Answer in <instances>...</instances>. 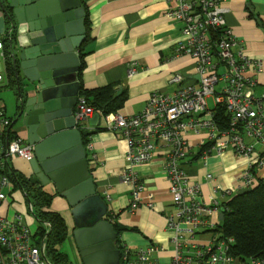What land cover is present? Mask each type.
<instances>
[{
  "label": "built area",
  "instance_id": "1",
  "mask_svg": "<svg viewBox=\"0 0 264 264\" xmlns=\"http://www.w3.org/2000/svg\"><path fill=\"white\" fill-rule=\"evenodd\" d=\"M226 0H168L166 16L181 23L183 42L177 47L178 54H189L195 64L197 83H183L185 76L173 73L168 83L175 86L166 91L150 93L143 109L134 115L120 113L103 115L106 126L120 131L127 140L125 153L129 165L121 173V180L131 185L129 208L144 205L154 208L151 193L133 167L148 162L157 151L163 156V170L168 189L175 205L173 214L167 216L166 227L171 230L170 241L174 245L168 264H264V258L246 259L231 253L234 242L216 230L221 220L218 217L224 202L214 197L206 203L197 182H190L181 161L188 153L187 135L190 133L205 137L200 144L203 149L219 153L231 149L238 156L247 159L237 192L250 189L255 184L254 170L264 168V90L255 93L256 84L251 70L258 73L264 68V59H251L227 26L224 7ZM11 30L5 37L10 38ZM4 48L0 38V82L4 65ZM128 76L136 73V63L130 64ZM213 99V110L207 99ZM224 110L226 120H215L214 108ZM96 112L88 105L84 96L77 99L74 117L80 129L84 122ZM100 114V113H99ZM207 114V117H202ZM0 123L3 128L10 119L0 109ZM3 128H0V165L2 160L33 157V148L19 137H14L1 150ZM261 145L262 148H256ZM86 147L91 149L88 140ZM211 179V174L206 175ZM10 181L0 174V206L7 199ZM222 194L230 190L220 189ZM32 211L31 204L27 205ZM45 232L37 234L25 223L21 213L9 218L0 210V264H54L46 256V236L50 224L44 222ZM208 233L206 241L199 236ZM120 264H159L157 256L164 246L150 243L146 247L132 249L121 244ZM156 256V257H155Z\"/></svg>",
  "mask_w": 264,
  "mask_h": 264
},
{
  "label": "crops",
  "instance_id": "2",
  "mask_svg": "<svg viewBox=\"0 0 264 264\" xmlns=\"http://www.w3.org/2000/svg\"><path fill=\"white\" fill-rule=\"evenodd\" d=\"M81 1L87 17L88 36L78 51L82 63L80 75L76 78L81 84L78 96L84 90L113 85L116 94L125 96L123 105L115 113L131 116L143 109L153 91H166L175 87L168 83L173 73L183 74V83H197L198 75L192 57L177 53L184 36L181 23L165 14L168 0ZM223 5L227 9L226 24L246 56L264 59V0H226ZM8 28L7 20L0 13L1 40ZM133 62L136 63V73L128 76L127 70ZM1 73L0 109L11 119V131L15 137L26 142V132L13 123L16 88L8 84L3 64ZM249 74L254 75L256 80L253 91L260 93L264 90V68L258 73L251 70ZM209 108L213 110V106ZM95 113L87 118L84 128L80 130L90 133L86 137L92 148L86 147L84 139L83 145L96 192L107 202V218L121 228L115 238L116 247L119 249L117 238L121 244L132 249L143 248L150 243L162 245L165 250L155 257L159 264H168L174 245L170 241L172 232L166 227V219L174 213L175 205L164 175L163 156L157 151L148 162L132 168L146 188L145 194H152L155 206L149 208L141 205L131 210L129 199L132 187L121 180V173L129 165L125 156L127 140L120 131L108 128L99 113V119L93 120L91 124L89 119ZM207 116L202 114L203 118ZM0 128H3L1 123ZM204 137V133L187 135L188 153L181 164L189 181L200 184L201 195L206 203H211L214 197L226 202L238 193L237 187L247 166V159L236 155L231 149L221 153L211 150L204 154L203 149L208 145L200 144ZM5 147L6 143L1 145V150ZM256 148L261 149L262 146L257 145ZM9 163L15 171L29 175L26 160L12 158ZM207 174H211L212 178L207 179ZM254 176L255 183L259 180L264 182V168L255 169ZM220 189L230 190L231 193L222 194ZM41 190L52 196L49 210L61 214L65 220L67 236L59 249L67 255V264H81L71 235L73 219L65 199L56 193L51 183ZM26 203L23 191L19 187L15 188L10 181L7 199L0 206L1 213L9 218L15 213L22 214L27 210ZM24 221L31 230H36L37 224L33 217ZM208 237V233L199 236L201 241H206Z\"/></svg>",
  "mask_w": 264,
  "mask_h": 264
},
{
  "label": "water",
  "instance_id": "3",
  "mask_svg": "<svg viewBox=\"0 0 264 264\" xmlns=\"http://www.w3.org/2000/svg\"><path fill=\"white\" fill-rule=\"evenodd\" d=\"M0 13L15 36L13 123L33 148L24 176L36 189L53 184L65 199L81 264H120L117 233L107 218V202L96 192L74 117L81 86L78 51L87 37L82 1L0 0ZM97 119L95 113L89 122ZM218 217L223 219L224 208Z\"/></svg>",
  "mask_w": 264,
  "mask_h": 264
},
{
  "label": "trees",
  "instance_id": "4",
  "mask_svg": "<svg viewBox=\"0 0 264 264\" xmlns=\"http://www.w3.org/2000/svg\"><path fill=\"white\" fill-rule=\"evenodd\" d=\"M85 28L88 36V23L85 14ZM14 33L10 38L4 37L2 44L4 48V68L11 88H17L15 78V68L12 62V53L14 47ZM82 63L80 59V69ZM78 75L80 73L78 72ZM82 96L87 100L96 113L108 115L117 112L123 105L125 96L122 93L116 94L113 85H106L91 90L81 91ZM215 120H226L224 110L220 107L214 108ZM8 129V131H7ZM83 133V132H82ZM90 133H83V139L87 142ZM15 137L11 131V119L8 126L2 131L1 145ZM204 148V147H203ZM0 174L5 175L11 181L15 188L19 187L28 204L32 206L37 228V234L45 232L44 222L50 224L49 232L46 236V256L54 264H67L68 257L59 249L67 236V226L61 214L49 210L52 196L41 189H36L31 185L27 178L20 172L15 171L8 160L3 159L0 165ZM224 217L216 228L225 237H232L234 242L231 246V253L240 258L248 257L264 258V182L257 181L250 189L243 190L230 200L224 202ZM113 227L117 236L121 230L116 223ZM117 244L121 243L116 239Z\"/></svg>",
  "mask_w": 264,
  "mask_h": 264
},
{
  "label": "rangeland",
  "instance_id": "5",
  "mask_svg": "<svg viewBox=\"0 0 264 264\" xmlns=\"http://www.w3.org/2000/svg\"><path fill=\"white\" fill-rule=\"evenodd\" d=\"M207 103H208V107H212L213 106V99L212 98H208L207 99ZM22 216H23L24 219L30 218V217H33V219H35L33 213L28 210V207H27V210L24 213H22Z\"/></svg>",
  "mask_w": 264,
  "mask_h": 264
}]
</instances>
